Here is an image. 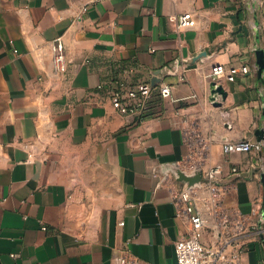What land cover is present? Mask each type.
I'll list each match as a JSON object with an SVG mask.
<instances>
[{"label":"crops","instance_id":"crops-1","mask_svg":"<svg viewBox=\"0 0 264 264\" xmlns=\"http://www.w3.org/2000/svg\"><path fill=\"white\" fill-rule=\"evenodd\" d=\"M87 2L0 0V264H116L125 252L176 264L189 229L172 195L186 127L209 140L207 166L235 182L224 206L245 213L263 195L253 157L224 155L221 144L264 130V0H97L82 11ZM185 12L195 25L177 30L170 18ZM216 64L249 72L212 78ZM121 70L155 83L141 120L97 87ZM213 82L224 99L211 100ZM242 260L264 264V244H248Z\"/></svg>","mask_w":264,"mask_h":264},{"label":"built area","instance_id":"built-area-1","mask_svg":"<svg viewBox=\"0 0 264 264\" xmlns=\"http://www.w3.org/2000/svg\"><path fill=\"white\" fill-rule=\"evenodd\" d=\"M95 1L97 0H88L82 11ZM170 19L177 30L195 25L193 15L188 12ZM52 49L55 70L65 72L67 61L60 38L55 40ZM248 72L246 65L225 68L222 64H216L211 68L212 78L225 76L229 81H233L237 74ZM130 73L131 71L121 70L97 87L106 90L117 112L141 120L151 110L150 98L156 86L148 82L134 83ZM158 90L161 97H171L169 85H160ZM193 97L195 95L190 98ZM182 137L188 152L180 170L190 174L199 169L202 179L198 186H187L181 182V188L172 189L176 217L187 221L189 225L188 232L175 243L176 264H243L242 257L248 244L256 241L264 244L263 195L256 197L245 213L224 206L223 198L235 189V182L220 178V166H207L210 142L197 126L186 127ZM221 151L224 155L250 154L254 159L251 165L256 166L264 175V138L226 139L221 144ZM231 174L239 176L240 172L232 168ZM202 208L209 218H204ZM115 260L116 264H137L136 257L129 252L119 254Z\"/></svg>","mask_w":264,"mask_h":264},{"label":"water","instance_id":"water-1","mask_svg":"<svg viewBox=\"0 0 264 264\" xmlns=\"http://www.w3.org/2000/svg\"><path fill=\"white\" fill-rule=\"evenodd\" d=\"M256 54L258 57L259 72H261L264 69V53L263 51L258 50L256 51ZM151 85L155 86V83L151 82ZM210 94H211V100L215 101L216 94H219L221 98L224 99L226 96V91L223 89V87L220 84H216V82H213L211 84ZM216 106H220V104L218 103ZM256 134L258 140L264 138V130H258ZM176 175H177V180L179 182L184 183L187 186H198L202 179L201 171L199 169L194 170L190 174H186L184 171L178 169L176 171ZM262 184H263V199H264V175L262 176Z\"/></svg>","mask_w":264,"mask_h":264},{"label":"trees","instance_id":"trees-1","mask_svg":"<svg viewBox=\"0 0 264 264\" xmlns=\"http://www.w3.org/2000/svg\"><path fill=\"white\" fill-rule=\"evenodd\" d=\"M145 118V117H144Z\"/></svg>","mask_w":264,"mask_h":264}]
</instances>
